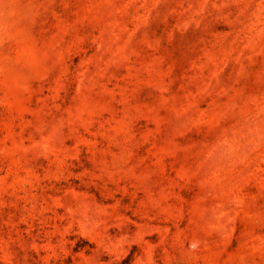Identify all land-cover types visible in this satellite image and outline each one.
<instances>
[{
	"label": "rangeland",
	"instance_id": "1",
	"mask_svg": "<svg viewBox=\"0 0 264 264\" xmlns=\"http://www.w3.org/2000/svg\"><path fill=\"white\" fill-rule=\"evenodd\" d=\"M0 264H264V0H0Z\"/></svg>",
	"mask_w": 264,
	"mask_h": 264
}]
</instances>
